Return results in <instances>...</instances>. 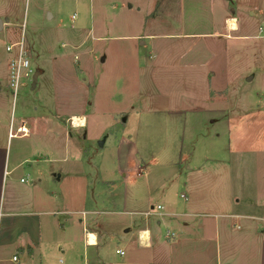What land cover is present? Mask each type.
<instances>
[{
	"label": "crops",
	"instance_id": "obj_1",
	"mask_svg": "<svg viewBox=\"0 0 264 264\" xmlns=\"http://www.w3.org/2000/svg\"><path fill=\"white\" fill-rule=\"evenodd\" d=\"M111 1L0 0L5 87L23 26L41 93L17 109L0 76V264H264V152H233L248 118L264 124L261 87L233 99L264 76V0ZM27 28L45 35L33 52ZM112 42L133 75L103 72ZM70 57L74 75L48 69ZM108 102L119 129L91 152Z\"/></svg>",
	"mask_w": 264,
	"mask_h": 264
},
{
	"label": "rangeland",
	"instance_id": "obj_2",
	"mask_svg": "<svg viewBox=\"0 0 264 264\" xmlns=\"http://www.w3.org/2000/svg\"><path fill=\"white\" fill-rule=\"evenodd\" d=\"M112 1H115V0H112ZM28 8H29L30 13H31V3H29ZM65 16L67 18L68 14L65 13ZM28 29L29 28H27V31L30 32V34H33L32 39L30 41L31 52H33V51H36V49L38 50L39 39H42L45 41V39H44L45 35L42 32L36 33V31H33V30L29 31ZM24 31H26L25 28H24ZM260 41H263V39H261ZM5 42H6V38L3 37L2 33H0V55L3 52ZM106 52L108 54V63L105 64L103 72L104 71L112 72V71L117 70V71H121L122 74H124L125 72L127 74H129L132 71L131 75H133V72H135V70H133L134 65L132 67L133 61H131L130 58H128L129 55L126 56V58H124L122 53H119V55L115 54L117 52H115V45H113V42L109 46V48L107 49ZM130 56H132V55H130ZM0 58H1V56H0ZM122 62H124V63H122ZM134 63H135V61H134ZM49 67L50 68H48V69H50V71H51V69L52 70H54V69H65V70H68V72L70 74L72 73L73 75L75 74V71L77 69V65H75L73 63L71 57L70 58H60L54 62H50ZM61 71H63V70H61ZM0 76L2 77V81H1L2 89L6 90V91L8 90V92H9L8 93L9 94L8 103H9V101L12 103V91L9 87L7 89L5 87L6 82H7V68H6V62L3 60L0 61ZM129 77H130V75H128V78ZM256 85H257V87L258 86L261 87L262 90L264 91V76H261L260 78L256 79L253 82V84L251 85V88L249 90L238 88L236 86V90L234 91V95H233L234 96L233 97L234 103H238V101H240V102H242V101H247V102L253 101L255 98V95L258 94L257 93L258 89L255 88ZM40 97H41V93L39 92V90H30L29 84L26 83L25 87H21L19 89V91L16 95L14 106H16V108L18 109L22 102H27L29 105L28 108L30 109L31 107H33L34 102L37 101V99H39ZM119 105H120V103H117V105H115L114 103L108 102L107 105H105V106H99L100 110H98L99 109L98 108L95 112L92 111V115L89 118V124H88L87 128L85 129L86 132H84L86 134L88 140L91 139L92 143L95 146L91 149V152L96 148L97 141H94V140L97 137H99L102 134L106 135V134L114 133L113 130L116 131L117 129H119V127L115 126L114 123L112 122L113 121L112 115H113L114 111L118 108H121V106H122V105L121 106H119ZM262 119L258 120V119L251 117V118H248L246 120V124L248 126L247 133L250 131L252 138L250 139L249 142L246 140H239L238 142H236L235 147L233 149V152H264V137L262 138V145L257 144V140L253 138L254 135L259 133L260 131H262L264 134V124L262 122ZM236 124H238V123H236ZM217 129L218 130L220 129L219 125L217 126ZM212 132H214V130ZM217 132H219V131H217ZM224 132H225L224 136H223V138H225L224 143H223V141H220L223 144H221V145H219V147H217V152H226V150L228 149L227 148L228 132H227V130L226 131L224 130ZM245 133H246V129L242 128L241 134H245ZM28 140L29 139H27V138L13 139L11 142V148L12 149L17 148L18 150H20L22 152L23 151L24 152H30L29 151L30 142ZM98 149H100V148H98ZM105 150H103V151L108 152L107 151L108 149H105ZM256 173L257 172L254 173V176H253V173L251 174L252 179L256 180ZM258 175H260V173H258ZM20 176L23 178L25 177L23 174H18V178H14V179L19 180ZM263 178H264V174L261 173V180Z\"/></svg>",
	"mask_w": 264,
	"mask_h": 264
},
{
	"label": "built area",
	"instance_id": "obj_3",
	"mask_svg": "<svg viewBox=\"0 0 264 264\" xmlns=\"http://www.w3.org/2000/svg\"><path fill=\"white\" fill-rule=\"evenodd\" d=\"M5 51L8 55V85L12 91L13 102L16 95L23 84L32 82L34 71L30 64V53L25 48L24 44V27L22 26L21 34L18 39L8 42L5 46ZM9 137L27 136L28 128L25 122L19 126L9 128ZM23 180V179H21ZM117 253L123 254L122 250H116ZM12 260L17 261L16 255Z\"/></svg>",
	"mask_w": 264,
	"mask_h": 264
},
{
	"label": "bare ground",
	"instance_id": "obj_4",
	"mask_svg": "<svg viewBox=\"0 0 264 264\" xmlns=\"http://www.w3.org/2000/svg\"><path fill=\"white\" fill-rule=\"evenodd\" d=\"M230 21H231V20H230ZM233 21H234V20H233ZM233 24H234V23H233ZM234 27H235V24H234ZM234 27H233V28H234ZM72 119H73L72 122H73L74 124H79V123L83 122V118H82V117L74 116ZM79 125H80V124H79ZM77 126H78V125H77ZM89 241H90V242H93V241H94V236L90 235Z\"/></svg>",
	"mask_w": 264,
	"mask_h": 264
},
{
	"label": "water",
	"instance_id": "obj_5",
	"mask_svg": "<svg viewBox=\"0 0 264 264\" xmlns=\"http://www.w3.org/2000/svg\"><path fill=\"white\" fill-rule=\"evenodd\" d=\"M1 28H2V22H1V20H0V30H1ZM36 76H37V74L35 73V74L33 75V78H32L31 88H34V87H35V84H36Z\"/></svg>",
	"mask_w": 264,
	"mask_h": 264
}]
</instances>
